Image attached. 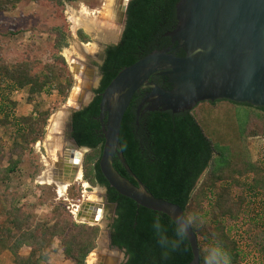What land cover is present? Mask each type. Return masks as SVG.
Wrapping results in <instances>:
<instances>
[{"label": "trees", "instance_id": "1", "mask_svg": "<svg viewBox=\"0 0 264 264\" xmlns=\"http://www.w3.org/2000/svg\"><path fill=\"white\" fill-rule=\"evenodd\" d=\"M63 1L56 2L61 5ZM178 2H130L122 40L117 46L106 50L101 67L103 77L97 95L88 106L73 113L70 120V138L79 147L89 149L82 162L83 180L91 187L98 185L106 188L108 202L116 204L111 245L125 251L127 260L124 264H188L192 259L186 238L165 259L156 241L152 223L154 217L162 216L171 234L172 220L162 213L139 207L117 194L98 167L104 143L99 121L100 94L120 70L155 50L170 46V38L165 34L173 31L176 25L175 6ZM11 5L9 0H0V13L6 12ZM54 31V48L59 52L67 46L66 36L58 29ZM77 35L81 41H86L87 37L82 31H78ZM177 56H184L183 51H178ZM36 66L30 61L8 65L0 57V128L7 135L6 143L0 138V212L5 218V222L0 223V254L10 252L15 264H42L48 259L44 249L53 239H57L65 259L74 264H85L86 258L95 248L99 233L97 226L76 224L68 214L62 217V207L54 208L55 214L60 213L54 221L34 222L25 207L16 204L15 192L10 190L25 156L30 154L29 146L42 139L50 116L48 111L36 110L33 115L16 117V103L10 95L26 89L29 98H33L49 89L56 80L58 93L66 99L72 87V79L67 74L62 57L54 56L52 62L45 64L39 72H35ZM155 82L165 90L171 89L165 78H158ZM139 101V93H136L121 122L118 144L125 163L152 196L178 205L185 216L191 204L196 207L209 206V220H203L204 217L195 219L192 225L198 241L200 264H203L206 247L213 242H219L229 252L231 264H239L242 260L240 252L236 243L226 234L222 222L224 219L237 220L248 196H258L264 202V145L260 148V158L256 162L251 160L246 148L248 137L260 135L264 139V110L223 101L230 106L246 108L248 113L245 124L237 126L238 145H220L212 140L213 144L205 135L202 121L196 113L199 104L191 111L175 114L160 110L143 112V107L136 122ZM220 102L207 104L214 108ZM6 155L9 157L4 166ZM113 167L134 184L115 157ZM73 195L79 197V190H74ZM23 247L31 250L24 258L18 255ZM260 254L264 259V245L260 248Z\"/></svg>", "mask_w": 264, "mask_h": 264}, {"label": "water", "instance_id": "2", "mask_svg": "<svg viewBox=\"0 0 264 264\" xmlns=\"http://www.w3.org/2000/svg\"><path fill=\"white\" fill-rule=\"evenodd\" d=\"M129 1L121 0L122 16ZM175 16L173 31L165 34L170 38V46L120 70L102 92L99 103L104 143L98 167L102 176L120 196L171 220L177 213H183L181 207L152 196L131 172L120 151L121 122L134 95L147 90L137 107L136 122L145 104L143 112L160 110L174 114L191 111L200 103L217 101L264 110V0H179ZM177 51H183L184 56H177ZM156 76L167 78L171 89L165 90L150 81ZM91 89L89 83L83 92L89 94ZM90 102V95L79 96L71 114ZM70 144L73 150L83 152L81 156L75 153L73 159L74 166H79L82 172L83 155L89 149L79 147L73 139ZM114 157L134 184L115 170ZM88 208L91 215L85 217L84 223L97 225L103 206ZM186 239L192 254L188 264H200L198 241L192 229ZM108 258L100 256L99 264H109ZM112 261L120 263L116 256Z\"/></svg>", "mask_w": 264, "mask_h": 264}, {"label": "rangeland", "instance_id": "3", "mask_svg": "<svg viewBox=\"0 0 264 264\" xmlns=\"http://www.w3.org/2000/svg\"><path fill=\"white\" fill-rule=\"evenodd\" d=\"M9 1L12 2L10 8L4 13H0V57L8 65L25 61L34 62L37 65L35 72H39L45 64L52 62L54 56H60L64 59L67 74L72 79V87L68 91L66 99L58 93L56 80L49 89L33 98H29L26 89L13 92L10 95L11 100L16 103L14 108L16 117L33 115L36 110L50 112L42 139L29 146L30 154L27 153L25 156L22 167L11 182L10 190L15 192L16 204L25 207V210L33 216L34 222L49 223L57 219V214L61 213L62 217L68 214L76 224L88 225L78 216V212L84 204L87 207L93 205L103 206L104 189L98 185L91 187L83 180L82 172L81 180L69 185L65 192L59 195L58 184L47 183L43 179L47 170L46 166L51 165L45 149V139L52 118L64 109L73 89L78 87L74 77L79 69L77 67L73 68L72 63H83L85 66L91 61L87 58L88 55L86 57L80 55V49L85 46L89 47L96 42H98L97 44L111 43L117 39L121 31L120 27L114 23L119 30L116 39L101 42L94 33L89 32L85 27L76 26L74 20L80 17L81 10L85 9L88 20L111 22L112 18L108 9L113 6V2L112 0H70L69 2L64 0L60 5L56 2L57 0ZM112 15H114V12ZM55 29L61 31L66 36L67 41V46L62 47L59 52L54 48L56 41ZM78 31H82L87 37L83 43H88L84 45L78 43L81 41L77 35ZM86 71L88 72L86 83H91L92 87L96 86L97 78L92 76L91 79L89 78L92 71L84 68L82 75ZM61 82L64 84L63 81ZM86 95H90V93H86ZM196 113L202 121V127L208 139L220 145H223V143L238 145L237 126L245 124V117L248 113L246 108L230 106L223 101L214 108H210L207 103H201L198 105ZM71 115L70 112L68 120L64 123L66 140L71 139L69 135ZM0 138L4 143L7 142V135L1 128ZM261 138L259 135L250 136L246 139V148L253 162L258 161L260 158V148L263 146L259 142ZM8 157L6 155L4 159V166ZM74 190H79V197L73 195ZM56 207H62L63 210L55 214L54 208ZM208 211H210V208L206 204L202 207L191 204L187 216H193L195 219L204 217L203 220L207 221L209 220ZM4 220V215L0 212V223L3 224ZM110 221L111 214L103 206L99 223L92 225L99 228V233L95 241V248L86 258L85 264H87V259L91 255L97 257L98 255L113 254L114 257L117 256L120 260L122 259V255H116L115 251L108 252L106 248L108 246L107 235ZM222 224L226 234L236 243L237 250L240 252L242 260L239 264H264V259L260 254V248L264 245V202L260 200V197L248 196L239 218L237 220L224 219ZM30 251L29 248L23 247L19 250L18 255L24 258L30 254ZM44 254L47 255L48 259L42 264H74L72 261L65 259L57 239L50 242L49 246L44 249ZM0 264H15L13 255L8 251L2 252L0 254Z\"/></svg>", "mask_w": 264, "mask_h": 264}, {"label": "bare ground", "instance_id": "4", "mask_svg": "<svg viewBox=\"0 0 264 264\" xmlns=\"http://www.w3.org/2000/svg\"><path fill=\"white\" fill-rule=\"evenodd\" d=\"M114 1L115 0H112L113 6L114 4H116ZM120 2L121 0H118V3ZM113 6L108 9L110 13L109 15L111 18H114V15H112L113 12L111 11ZM86 15H87L86 10L82 9L80 17L74 20L76 26L85 27L86 30H88L91 33H94L96 38L101 42H109V41H113L116 39L117 37L116 34L118 33L119 30L117 29V26L113 23V21L111 22L109 21L108 22L107 21L98 22L95 20L91 21V20H88ZM101 47H102L101 44L95 43L89 47L87 46L83 47L82 49H80L79 53L80 55H82V57H86L87 55L95 57L96 55L99 54ZM72 66L73 68L77 67L79 69L78 73L76 72L75 77H74V79L78 83V87L76 86L77 88L73 89V92L69 100L67 101L64 109L52 118L50 122V126H49V131L45 139V149L47 152V157L51 161V165L46 166L47 170H46V174H44L43 179L47 183L58 184V194L59 195L63 194V192H65V190L67 189L69 185L80 181L82 178V172L80 170V167L77 166L76 168L74 166L73 159H74L75 153L81 156L83 152L82 151L77 152L73 150V148L71 149L69 148V147H72L70 144L71 139L66 140L65 138L64 123L66 120H68L71 109L76 106L77 98L81 95L83 97L86 95L83 92V89L87 86L86 75L88 72L86 71V73L82 75L83 74L82 71L85 68L83 63L77 64L76 62H73ZM86 96L88 97V95ZM89 213L90 212L88 210V207L84 204V206H82L80 211L78 212V216L81 217L83 221H85L86 220L85 217H88V215L89 216L91 215ZM106 256H109L108 262L109 264H112L113 263L112 259H114V255L111 254V255H106ZM95 257L91 255L87 259V264H99L100 255H98L96 258Z\"/></svg>", "mask_w": 264, "mask_h": 264}, {"label": "clouds", "instance_id": "5", "mask_svg": "<svg viewBox=\"0 0 264 264\" xmlns=\"http://www.w3.org/2000/svg\"><path fill=\"white\" fill-rule=\"evenodd\" d=\"M195 222L193 216H185L177 213L172 219L171 234L169 225L163 217L157 215L153 219L152 228L159 247L163 250L162 256L166 259L170 251L177 250L189 235L192 225ZM203 264H231L229 252L219 242L210 243L203 256Z\"/></svg>", "mask_w": 264, "mask_h": 264}, {"label": "flooded vegetation", "instance_id": "6", "mask_svg": "<svg viewBox=\"0 0 264 264\" xmlns=\"http://www.w3.org/2000/svg\"><path fill=\"white\" fill-rule=\"evenodd\" d=\"M132 0L129 1L128 3V6L125 10V13H124V16L121 15V2L120 3H116L114 4L113 8L111 9V11L114 12V18H112V21L113 23H115L116 25H118L121 29L120 31V34L118 35L117 39L111 43H107V44H101L102 46L104 47H101L100 48V51H99V54L96 55L95 57H92L90 55L87 56V58L91 59L90 63L88 64H85V68L87 70L89 69H92L93 70V73L89 74V75H92V77H96L97 78V85L96 86H93L91 91H90V100L92 101L95 96L97 95L96 92L98 90V88L100 87V82L102 80V77H103V72L101 70V67L105 61V57H106V50L111 47V46H117L121 40H122V37H123V33H124V30H125V27L127 25V20H128V16H127V11H128V7H129V4ZM79 44H86V43H83V41H79L78 42ZM98 43V42H96ZM100 44V43H99ZM178 52V51H177ZM177 55V54H176ZM153 78V80H152ZM150 78V81L153 82L155 85H157L158 87H160L156 82L155 80H157L158 78H165V77H152ZM156 78V79H154ZM166 79V82L168 83L167 81V78ZM162 83H164V81H162ZM162 88V87H161ZM139 96H140V101L137 105V107L140 105L141 101L143 100V98L145 97L146 93H147V90L144 89V90H140L139 92ZM102 94V93H101ZM100 94V95H101ZM147 104H145L143 107H145ZM137 110V109H136ZM69 135H70V126H69ZM100 187V186H99ZM104 189V194H103V206L109 211V213L111 214V221H110V225H109V228H108V235H107V239H108V246L106 247L107 248V251H119V253H116V255H122V259L120 260V263L119 264H124L127 260V256L125 254V251L122 250V249H119L117 247H113L111 245V226L114 222V219L116 218V204L114 203H110L108 202V194H107V189L104 188V187H101ZM89 210V208H88ZM90 214V213H89ZM89 216V215H88ZM117 257V256H116ZM118 258V257H117Z\"/></svg>", "mask_w": 264, "mask_h": 264}, {"label": "built area", "instance_id": "7", "mask_svg": "<svg viewBox=\"0 0 264 264\" xmlns=\"http://www.w3.org/2000/svg\"><path fill=\"white\" fill-rule=\"evenodd\" d=\"M256 139H257V138H256ZM259 142H260V144H263V145H264V139L261 138V139L259 140ZM261 142H262V143H261Z\"/></svg>", "mask_w": 264, "mask_h": 264}, {"label": "crops", "instance_id": "8", "mask_svg": "<svg viewBox=\"0 0 264 264\" xmlns=\"http://www.w3.org/2000/svg\"><path fill=\"white\" fill-rule=\"evenodd\" d=\"M259 145V144H258Z\"/></svg>", "mask_w": 264, "mask_h": 264}]
</instances>
